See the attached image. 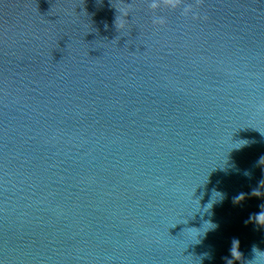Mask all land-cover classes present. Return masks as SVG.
Instances as JSON below:
<instances>
[{
    "label": "water",
    "instance_id": "1",
    "mask_svg": "<svg viewBox=\"0 0 264 264\" xmlns=\"http://www.w3.org/2000/svg\"><path fill=\"white\" fill-rule=\"evenodd\" d=\"M151 3L0 0V264H264V0Z\"/></svg>",
    "mask_w": 264,
    "mask_h": 264
},
{
    "label": "clouds",
    "instance_id": "2",
    "mask_svg": "<svg viewBox=\"0 0 264 264\" xmlns=\"http://www.w3.org/2000/svg\"><path fill=\"white\" fill-rule=\"evenodd\" d=\"M201 2H202V0H197V3H201ZM181 3H182V0H152V3L149 6L152 9H157L161 5H164L170 9H176V8L180 7ZM191 11H192V6L188 5L184 8L183 14L188 15ZM124 15L127 16L128 14L124 13ZM153 23L154 24H163L164 18L163 17H154ZM262 109H264V108H262ZM257 196H259V195H257ZM241 197H239L238 199L242 200L244 198L243 196H241ZM261 207L264 208V205H261ZM253 219H254V223L258 224L261 227H264V211H261L260 213L256 214ZM253 250L255 251V248ZM232 256H233V260H239L241 258V254L239 252V242L238 241L233 242ZM231 264H232V262H231Z\"/></svg>",
    "mask_w": 264,
    "mask_h": 264
}]
</instances>
